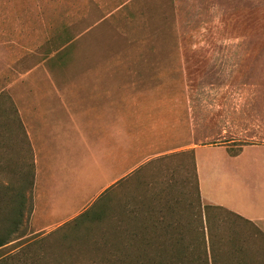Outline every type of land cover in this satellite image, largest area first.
<instances>
[{
    "label": "rangeland",
    "instance_id": "374dc122",
    "mask_svg": "<svg viewBox=\"0 0 264 264\" xmlns=\"http://www.w3.org/2000/svg\"><path fill=\"white\" fill-rule=\"evenodd\" d=\"M80 108L90 125L115 113L119 137L88 128L81 152L66 143L56 128ZM263 143L264 0H0V217L28 177L5 263L260 264L201 198L194 150L206 145L207 170L220 146Z\"/></svg>",
    "mask_w": 264,
    "mask_h": 264
},
{
    "label": "crops",
    "instance_id": "0c3cea01",
    "mask_svg": "<svg viewBox=\"0 0 264 264\" xmlns=\"http://www.w3.org/2000/svg\"><path fill=\"white\" fill-rule=\"evenodd\" d=\"M48 94L51 93L49 92ZM41 100H43V98L39 101ZM61 103L64 102L62 101ZM49 107H52L50 103ZM67 107L70 109V106L67 105ZM83 110H85L84 113H82ZM101 110L98 111L99 113H97L94 119L95 121L93 123L91 122L92 125H90L88 121L91 116L88 113V108H80L73 113L66 111L64 114L68 115L69 121L64 124L65 127L58 126L56 128L57 135L64 139L66 143L75 138L72 146L75 148L78 145L77 148L80 152L82 148H79V145L86 143L88 140V128L97 129L98 131L96 130V132L99 138L109 135H113L114 137L112 138L119 137L120 130L119 127H117L118 125L116 128L112 127L114 121L119 124V119H115V113L113 115V113H107L106 109ZM115 110L117 111L118 108ZM103 111H106V113ZM52 112L55 119L49 117L50 120L58 123V118L61 117V114L53 109ZM38 117L42 118L43 116L38 114ZM43 119L45 118L43 117L42 120ZM40 125V131L37 129L35 130V127L32 131L34 134L33 148H35L36 163L35 191L39 193L38 195L36 194V198L37 196L38 198L43 196V192L40 190L41 184L43 183V179L40 177L42 173L40 161V152L42 149L40 146H44L46 142L42 129L47 127L51 128V126L45 125L44 123H40ZM78 126H81L82 133L77 128ZM69 132L72 133L71 136L73 137L67 141ZM37 140L41 141L37 143ZM205 146L206 145L197 146L194 150L198 189L201 198L211 206V210H223L229 214L231 217V228L228 230V233L230 232L229 239L235 241L240 240V243L246 248L247 253L255 254L256 261H260V264H264V143L243 145L237 153H233L228 146H220L221 149H224L223 156L219 159L209 161L207 170H205L204 165L201 163L204 154L200 153V150ZM57 148L56 155L59 156L61 154L60 150H62L64 146L58 144ZM160 155H163V153H157L155 156H152L150 153L146 155L141 153L139 157L143 158L144 161L140 162L139 165H143L145 162L149 161V159L151 160L153 157L157 158ZM56 163L55 161H49V166L54 167ZM64 165L65 162H63V165L60 163L61 167H64ZM68 165L69 163H66V166ZM108 166L113 167L115 165L111 164ZM108 172L111 173V175H108L110 177L117 173L115 172L113 174V171H110V169ZM113 180L114 179H112V183L114 182ZM110 184L109 181L104 183L106 187ZM234 221L241 223L242 226H236Z\"/></svg>",
    "mask_w": 264,
    "mask_h": 264
},
{
    "label": "trees",
    "instance_id": "16d2710c",
    "mask_svg": "<svg viewBox=\"0 0 264 264\" xmlns=\"http://www.w3.org/2000/svg\"><path fill=\"white\" fill-rule=\"evenodd\" d=\"M28 177H29L28 189H31L34 185V179H35L34 173H32L31 171ZM28 177L23 182V185L22 186L19 185L18 186L19 188L11 194L12 200H14V203L12 204L14 207L12 218L9 217V214H7V212H3V214L5 215L4 218H2V216L0 217V248H3L6 244H8L13 240L15 233L20 229V226L22 224V219L25 211L24 189L27 184ZM102 197L99 200H96L93 203V206L82 212L71 222H73L75 226H78L82 222H84L86 218H93L95 215H98V213L95 210V206L102 199ZM3 260L4 258L0 260V264H7Z\"/></svg>",
    "mask_w": 264,
    "mask_h": 264
}]
</instances>
